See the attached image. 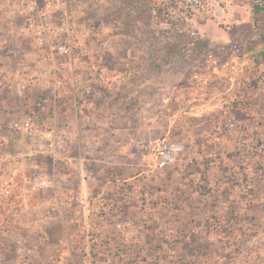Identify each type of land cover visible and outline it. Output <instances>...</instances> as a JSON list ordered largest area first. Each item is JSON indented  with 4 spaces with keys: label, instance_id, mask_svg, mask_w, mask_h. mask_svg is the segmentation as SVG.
I'll list each match as a JSON object with an SVG mask.
<instances>
[{
    "label": "built area",
    "instance_id": "1",
    "mask_svg": "<svg viewBox=\"0 0 264 264\" xmlns=\"http://www.w3.org/2000/svg\"><path fill=\"white\" fill-rule=\"evenodd\" d=\"M125 1L8 0L15 38L0 55L3 230L32 231L62 221L74 197L87 207L86 220L97 218L88 190L99 162L95 133L105 122L101 98L111 83L114 44L105 33L106 15L124 9ZM237 1L255 14L254 34L264 40V0ZM229 5L226 0H161L152 26L167 36L198 38L194 22L212 21ZM239 53L235 50L243 63L245 56ZM261 62L263 67L251 77L259 88L264 87V54ZM251 152L263 153L264 141ZM184 153L183 143L163 140L154 153V167L176 165ZM79 175L74 192L69 185ZM83 233L93 235L89 221Z\"/></svg>",
    "mask_w": 264,
    "mask_h": 264
},
{
    "label": "rangeland",
    "instance_id": "2",
    "mask_svg": "<svg viewBox=\"0 0 264 264\" xmlns=\"http://www.w3.org/2000/svg\"><path fill=\"white\" fill-rule=\"evenodd\" d=\"M160 1L126 0L121 11L108 12L105 33L113 40V53L116 51L118 57H124L126 51L122 43L134 41L139 47L146 46L140 50L142 55L152 43L151 38L165 36L166 33L152 26L153 10ZM226 1L228 5L230 3L227 9L209 22L227 31L233 25L227 22L229 13L239 5L237 0ZM14 20L8 0H0V55L12 47ZM16 43L20 45L21 39ZM123 64L120 66L124 67ZM108 107H104L107 120ZM172 126L166 123L150 125V128L154 129L153 134L157 131L154 135L163 129L165 134L161 141L181 142L186 152L187 142L180 137L184 130L175 134ZM117 127L120 132L129 127L140 138L142 134L138 130L143 131L148 125L132 121L128 125L120 122ZM249 127L248 131L242 130L241 139L234 137L228 156L233 167L241 169L240 158L233 157L243 155L241 160L254 167V171L246 175L234 168H230L231 172L227 168L211 175L204 171L197 175V166L188 159L189 166L179 178V162L166 169H156L151 162V151L142 149L145 145L142 143L136 157L120 155L117 164L109 166L106 150L101 147L99 162L94 163L95 182L88 190L92 192L91 201L98 215L88 220L93 235L73 239L88 245V264L89 261L92 264H264V152H251L255 144L264 141V131L263 135L255 137L253 125ZM109 129L104 126L100 131L103 136L110 135ZM217 142L213 143L215 149L221 146ZM216 157L217 153H213L214 162ZM242 177L251 183L245 185ZM80 182L79 175L69 185L70 189L76 192V184ZM94 185L101 198H97ZM71 207L75 209L76 205ZM103 209L105 214H99ZM64 223L55 227V234L61 239L65 236L64 228L68 227L67 222ZM3 229L0 228L3 233H8L9 230ZM9 232L26 238V230L20 227H12ZM84 248L82 246L76 262L83 260Z\"/></svg>",
    "mask_w": 264,
    "mask_h": 264
},
{
    "label": "crops",
    "instance_id": "3",
    "mask_svg": "<svg viewBox=\"0 0 264 264\" xmlns=\"http://www.w3.org/2000/svg\"><path fill=\"white\" fill-rule=\"evenodd\" d=\"M227 22L233 24L227 31L212 22L202 25L194 22L201 35L198 38L173 35L151 38L152 43L142 55L140 50L146 46L139 47L134 41L122 43L126 51L122 58L112 49L110 89L101 98L104 105L101 109L109 106L104 126L111 132L103 136L101 128L95 133L100 150L101 147L106 150L109 166L117 164L120 155L136 157L140 143L145 144L142 149L151 151V162L154 163V153L165 133L161 129L154 135L157 131L153 134L150 125L168 123L173 125L175 134L184 130L180 137L188 145L177 166L179 178L189 166L188 159L197 166V175L203 171L211 175L227 168L229 172L234 168L245 175L254 171V167L241 160L242 154L233 157L240 158L241 169L233 167L228 156L234 137L241 139L240 133L248 131L250 125H253L255 137L263 135L264 87L255 86L251 77L263 67L264 40L255 36L256 16L245 7L235 6ZM237 49L238 55L245 56L243 63L235 54ZM122 63L124 67L120 66ZM132 121L148 125L146 130H138L142 134L140 138L129 127L124 132L117 127L120 122L128 125ZM105 139V145H102ZM214 141L221 145L218 149L213 148ZM213 153H217L215 162ZM242 178L245 185L251 183L246 176ZM94 190L97 198H101L97 185ZM75 198L71 206L75 204L76 208L70 206L64 220L47 227H35L32 231L28 229L24 232L25 239L16 232L0 230V264H88V245L73 241L85 235L83 226L88 223V210ZM101 212L105 214L104 209L99 214ZM65 221L68 227L64 228L65 236L61 239L55 232ZM82 246H85L84 258L76 262Z\"/></svg>",
    "mask_w": 264,
    "mask_h": 264
}]
</instances>
